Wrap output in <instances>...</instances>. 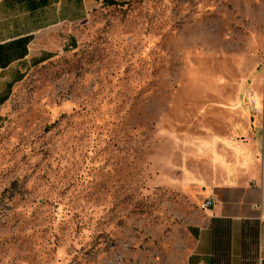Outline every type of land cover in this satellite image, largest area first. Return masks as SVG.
I'll return each mask as SVG.
<instances>
[{
  "label": "rangeland",
  "instance_id": "rangeland-1",
  "mask_svg": "<svg viewBox=\"0 0 264 264\" xmlns=\"http://www.w3.org/2000/svg\"><path fill=\"white\" fill-rule=\"evenodd\" d=\"M99 1L4 106L0 264H183L264 147V0Z\"/></svg>",
  "mask_w": 264,
  "mask_h": 264
},
{
  "label": "crops",
  "instance_id": "crops-1",
  "mask_svg": "<svg viewBox=\"0 0 264 264\" xmlns=\"http://www.w3.org/2000/svg\"><path fill=\"white\" fill-rule=\"evenodd\" d=\"M99 0H0V127L13 89L54 56L75 47L73 25ZM59 48V46H58ZM241 172L227 170L209 185L190 224L183 264H264V147H243Z\"/></svg>",
  "mask_w": 264,
  "mask_h": 264
},
{
  "label": "built area",
  "instance_id": "built-area-1",
  "mask_svg": "<svg viewBox=\"0 0 264 264\" xmlns=\"http://www.w3.org/2000/svg\"><path fill=\"white\" fill-rule=\"evenodd\" d=\"M112 1H116V0H112ZM213 203H214V199L212 197H207L203 199L202 202L200 203V209H209L210 207L213 206Z\"/></svg>",
  "mask_w": 264,
  "mask_h": 264
},
{
  "label": "trees",
  "instance_id": "trees-1",
  "mask_svg": "<svg viewBox=\"0 0 264 264\" xmlns=\"http://www.w3.org/2000/svg\"><path fill=\"white\" fill-rule=\"evenodd\" d=\"M108 4H115L116 2L112 1V0H106Z\"/></svg>",
  "mask_w": 264,
  "mask_h": 264
}]
</instances>
